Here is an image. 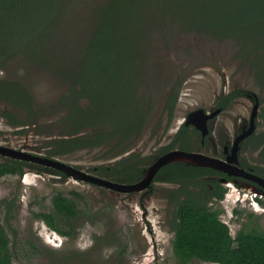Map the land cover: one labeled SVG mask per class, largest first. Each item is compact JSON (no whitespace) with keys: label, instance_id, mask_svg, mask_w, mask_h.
I'll list each match as a JSON object with an SVG mask.
<instances>
[{"label":"rangeland","instance_id":"rangeland-1","mask_svg":"<svg viewBox=\"0 0 264 264\" xmlns=\"http://www.w3.org/2000/svg\"><path fill=\"white\" fill-rule=\"evenodd\" d=\"M80 1H68L64 13H61L62 19L59 18L53 28L49 44L42 40L37 43L39 54H49L44 67L37 60L27 62L24 57L18 56V59L0 69V78L27 87L34 105L42 110L33 116L31 125L35 124V132L38 130L43 134L48 131L44 136L60 132L58 119L62 112L53 107L60 95L69 92L70 83L60 74L66 75L76 69L72 53H80L74 55V58L79 57L81 67L86 59V66L92 60L88 56L96 37L89 16L94 12L91 8L97 1ZM161 2L156 6L157 18L153 15L152 21L147 19L152 16L147 13L149 11L143 10L141 14L147 20H136L140 28L137 34L141 35L136 45L141 48L147 85L139 84L136 80L128 86L130 95L137 93L143 107L151 109L142 130L130 140V148L124 153L134 152L140 158L148 157L142 163L143 174L161 155L160 148L170 143L187 113L198 108L208 111L214 109L220 94L243 89L249 94H255L260 100L259 108L264 107V90L256 82L245 53H241L242 46L233 38L216 40L213 36L190 31L191 27L185 22L179 26L177 23L181 13L172 8L174 19L170 20L166 16L169 15V5L165 7ZM131 3H134L133 0ZM134 4L139 6V3ZM29 40L35 41L33 38ZM242 40L249 44L248 38L243 37ZM107 42L122 47L124 35L119 34L114 39L106 38L104 44ZM175 82H180V89L171 121L167 125L169 117L164 111L165 95ZM252 104L246 97L235 98L230 107L221 111L210 123L214 131L212 141L215 142L217 138L220 142L227 139L231 142L235 132L245 130L249 124ZM5 107L7 104L0 102V111ZM15 112L17 116L25 117L22 110ZM257 121L259 125L256 130L264 129L259 117ZM0 130L3 132L0 144L7 143L14 147H22L24 144L27 150H31L33 145L45 140L42 134L34 133L31 138L15 134L4 119L0 120ZM191 139L196 141L193 137ZM112 147L113 144L83 149L58 159L88 171L90 167L112 164L118 158L116 155L110 156L109 149ZM210 149L214 154L217 152V148ZM239 154L250 163L255 162L256 153L242 149ZM3 160L0 156V162ZM33 173V170L27 169L24 181L9 175L0 178V218L4 216L2 200L17 195L10 224L17 230L21 244L16 243L13 247L16 253L13 264L174 263L171 248L173 233L169 224L173 207L168 204L166 195L170 188L176 187L174 184L155 181L154 175L145 189L122 193L70 177L37 176ZM224 186L227 191L220 202L223 210L220 218L229 226L232 236L241 227L264 232V196L261 199L263 204L256 202L252 198L256 193L243 180L224 183ZM58 191L77 203L78 215L68 222L72 227L71 236L58 234L32 216V212H53L51 197ZM234 208L238 213L233 212ZM8 234L11 236L10 231ZM192 263L215 264L197 259H193Z\"/></svg>","mask_w":264,"mask_h":264},{"label":"trees","instance_id":"trees-1","mask_svg":"<svg viewBox=\"0 0 264 264\" xmlns=\"http://www.w3.org/2000/svg\"><path fill=\"white\" fill-rule=\"evenodd\" d=\"M68 1L77 0H0V69L10 61L18 59V56L24 57L27 62H31V59L37 60L38 64L44 67L49 54H39L36 45L41 40L50 43L53 28L58 24L59 18L62 19L61 13H64ZM95 1L97 4L91 8L94 12L89 16L90 26L94 28L96 37V40L92 41L88 56L92 60L86 66V59L81 67L78 63L79 57L74 58V55L80 53L73 52L76 69L66 75L60 74L70 83L72 91L79 85L78 98H87L89 103L81 105L78 98L60 100L70 112L64 119L59 138L52 141L58 149L49 150L47 155L53 154L54 151L61 153L96 147L104 141H110L111 132L118 131L115 127L119 121L126 127L122 138H127L128 133L130 135L143 126L147 116L146 110L142 102H139L137 93L131 96L128 90V86L136 80L144 86L148 82L141 48L136 45L137 38L141 37L137 34L140 28L136 20L152 21L153 15L157 18L155 10L159 1H162L165 7L169 5V15L166 16L170 20L174 19L172 8L181 13L177 23L179 26L185 22L191 27L190 31L213 36L216 40H236L242 46L241 53H245L256 82L264 89V0H133L134 3H139V6L131 3V0ZM143 10L149 11L147 13L152 17L146 19L141 14ZM119 34L124 35L122 47L110 42L104 44L106 38L114 39ZM243 37L248 38L251 46L242 40ZM29 38L35 41H30ZM251 51L255 53L252 54ZM51 72L53 73V70ZM73 76L75 78L72 80ZM179 89L180 82H175L166 93L165 106L170 110V118ZM232 97L233 94L220 95L216 106L223 110L228 108ZM31 100L33 98L29 95L27 87L15 81L0 79V102L25 108L30 107ZM31 111L32 106L29 112ZM1 117L11 123L19 121L15 120L16 117L7 107L1 110ZM259 117L264 123V108H261ZM93 127L95 129L85 135L63 137L77 133L80 129L88 130ZM194 131L182 124L171 142L160 149V153L174 148L193 151L195 147L191 134H194ZM252 138L255 141L251 142V147L256 150L264 143V131L252 135ZM259 157L264 163V147L259 151ZM141 161L142 159H132L121 169L115 165L109 169L101 168L100 171H108L107 173L114 175L116 179L134 182L142 174ZM24 164L25 161L19 160L0 162V178L22 174ZM252 169L264 178V166L256 165ZM119 171H124L122 177L118 176ZM208 177L211 180H207ZM220 177L232 179L212 168L185 162H170L156 173L154 180L177 185L170 189L167 199L168 204L173 207L169 221L173 233V264H193V259L215 264H264V232L241 227L235 236H232L229 226L221 220L220 214L223 210L220 201L224 198L227 188L220 184ZM14 201L15 199L5 198L1 202L4 216L0 218V264H13L16 258L13 247L16 243L21 244L17 230L10 224ZM258 201L263 204L262 200ZM51 203L53 212H32L33 218L43 221L62 236H71L72 227L68 222L78 215L76 201L58 191L51 197ZM233 212L238 213L236 208ZM63 223L64 226L61 225ZM28 243L33 247L32 243Z\"/></svg>","mask_w":264,"mask_h":264},{"label":"flooded vegetation","instance_id":"flooded-vegetation-1","mask_svg":"<svg viewBox=\"0 0 264 264\" xmlns=\"http://www.w3.org/2000/svg\"><path fill=\"white\" fill-rule=\"evenodd\" d=\"M74 78H75V76L72 77V80ZM0 79H4V78H0ZM9 81H11V80H9ZM170 88H168V90H167L166 93H168V91L170 90ZM79 91H80V86L79 85H76V88L73 91L71 90V87H70L69 92L67 94L60 95L58 97V99L56 100V103H55L53 109L58 108L62 112L61 115L59 116V119H58V124L61 125V129H63L62 124L64 123V119L67 118V116L69 115L70 109L69 108H66L65 104L62 101L60 102V100H66V98H76L77 99L78 96H79ZM227 94H233L232 101L230 102L228 108L230 107V105L232 104V102L234 101V99L237 98V97H246V98H248L250 100L251 103H253L252 104L253 106H252L251 112H252V110L254 108V105L256 103L258 104L257 116L255 118V129H254V131L250 135L246 136L245 138L241 139L238 142V147H237V151H236V157H237V160H238V166L239 167L243 168L247 172H250V173H253V174L257 175V176H260V175H258L257 173H255L253 171L252 167H255L256 165H259L260 167H263L264 166V163L261 162L260 157H259V151L261 150L262 147H264V143L262 145H260L258 147V149H256V150L252 149V147H251L252 146L251 145V142L252 141H255L252 138V135H254V134L256 135L257 133H260V132H263L264 131V129H262L260 131H257L256 130L257 129V125H259V122L257 121V117H259V113H260V110H261V107L259 108L260 100H259V98L255 94H249V93H247L243 89L232 90V91L228 92ZM29 95H30V93H29ZM220 95H223L224 96L226 94H220ZM144 100L145 99H143V101ZM166 100H167V97L165 95L164 111L167 112L168 117H169V111L170 110H169L168 107L165 106ZM84 101H86V103H81V102H84ZM139 102H142V100H139ZM216 102H217V99H216ZM1 103L7 104V108L10 109V111L14 114V117L17 118V119L15 118V120H19L16 123H11L9 120H7L4 117H1L0 118V120L1 119H4L5 123L8 125L9 128L14 129V133L15 134L20 135V136H22V135H24V136H30V138L35 135L34 133L42 134L41 131H38V130H36V132L34 131L35 124L31 125V123H33V121H34L33 120V116L36 114V112L39 113L40 111H42V110H39V108H37L34 105L33 100H31V103H30V107L32 106V111L31 112H29L30 107H27V106L25 108L24 107L18 108V107H15V106L11 105L10 103H7V102L6 103L5 102H1ZM78 103L81 104V105H86V104L89 103V101H88L87 98H78ZM176 104H177V101H176V103L174 105L173 111L175 109ZM8 106H10V108ZM143 108L146 110V114H147V116L145 117V120H144L146 122V119L148 118V114H149V112H150L151 109L145 108V107H143ZM217 108H220L221 111H223V109L221 107H217L215 105V108L214 109H217ZM228 108H226V109H228ZM262 108H264V107H262ZM198 109H203V108H198ZM214 109H212L210 111L205 110V109H203V110L205 111L206 114H210V112L213 111ZM226 109H224V110H226ZM16 110H22L25 113L24 114L25 117L24 118H21V117L17 116L16 115V112H15ZM173 111L171 113V117H172ZM192 111H190V112H192ZM251 112H250V115H249V122L248 123H250ZM189 113H187V115L185 116L183 122L179 125L178 128H180V126L182 124L184 125V121L186 120V117L188 116ZM216 116H214L212 118H209L207 120V122H206L207 132L205 134H202V132L199 129L195 128L194 125L188 124V125H185V126H188L190 129H194L195 130L194 131V134H191V137H193V138L196 139V141H192V143H194L193 146L195 147L193 151L201 152V153H203L205 155H208V156H212V157H215V158H218V159L226 160V157L228 155H231V149H232L234 140L242 132H244L245 130L248 129L249 124H248V127L245 130H239V131L235 132L232 135L231 142H230L229 139H227L225 142H220L219 139H217V138H216L215 142H213L212 141V136L214 134V131H213V129H211L212 127H211L210 123L211 122L213 123V121H214V119H215ZM259 119H260V123H262L264 125V123H263V121L261 120L260 117H259ZM170 121H171V118H170V120L168 119L167 125L170 123ZM145 122H144V124H145ZM144 124H143V126H144ZM143 126H141L140 130L135 131V132L131 133L130 135L128 133L126 135L127 138H122L124 136L123 130L126 129V127H124L123 124H122V122L119 121L118 126L115 127V128L118 129V131H114L113 130L111 132L112 139L110 141H104L102 144H100L99 146H96V147L79 148V149L71 150V151H67V152L66 151H61V153H58V151H54V153L51 154V155H47V152L49 150L54 149V148L56 150L58 149V146L57 145H53L52 141L59 138V133H54V134H50L49 133L48 135H45L44 136L43 134L44 133L45 134L48 133V131L44 132L42 135H43V137H44L45 140L41 141V144H35V145H33L32 148H31V150H27L26 149V146L24 144H22V147H14V146L8 145L7 143L6 144H0V145L1 146L8 147L10 149H14V150H17V151H21V152H24V153H28V154H31V155H34V156H39V157H44V158H48V159H51V160H56V161H59V162L65 164L67 166H71V167H73L75 169H78V170H80L82 172H85L87 174L95 175L97 177L110 180L112 182H116V183H119V184H132V183H135V182L139 181L143 177V175H144L143 172H142L140 178L137 181H134V182H126V181H124L122 179H116V178H114V175H112L110 173H107L108 171L107 172H101L100 170H101V168L109 169L110 167H113L115 165H118V168L121 169L122 166L125 163H128L132 159H142L141 163H143V161L148 158V157H146V158H144V157L143 158H140L139 155H137L134 152H129V153L124 154L130 148V144H129L130 140L134 136H136L137 134L140 133V131L142 130ZM93 129H95V128L94 127L93 128H89L88 130L86 128H84V129H80L77 133H74L72 135H67V136H63L62 135V136L63 137H67V138H72V137H75V136H82V135H85L86 133H90ZM109 130H111V128H109ZM2 134H3V132L0 130V136ZM128 135H129V137H128ZM115 136H119V137H115ZM113 137H115V138H113ZM172 138H171V140H172ZM112 144H113V147L109 149V154H110V156H115L116 155V156H118V158H116V160L112 164H108V165L101 164V165H98V166L90 167V168H88V171H85V170L79 168V166H74V165L65 163V162L61 161L60 159H58L59 157H63V156H67V155L73 154V153H75L76 151H79V150H83V149H95V148L110 146ZM116 145H118V146H116ZM117 147H119L120 149H116ZM212 147H213V149H216L217 148V152H215V154L209 151V150H212V149H210ZM242 149L247 150L248 152L256 153V159H255V162L254 163H250L248 160H246L245 158H243L242 156H240L239 153H240V151ZM0 156H2L4 158L3 161H10V160L25 161L26 164L23 165V173L22 174H20V175H17V174L16 175H9V176H16L19 179V181L20 180H23L24 181L25 180V174L24 173L26 172L27 169H31V170L34 171L33 174H35L37 176H41V175L54 176L55 175V176H60L62 178H67V177L69 178L70 177L72 179L79 180V181H82V182H86V183L92 184L94 186H98L100 188H103V189H108V190L115 191V192H122V191H118L116 189H110V188H107L105 186H100V185H97V184H94V183H90V182H88L86 180L77 179V178L73 177L72 175L66 174L63 170H61L59 168L52 167V166H47V165H44V164H42L40 162H34V161H28V160H24V159H18V158H14V157H12L10 155H2V154H0ZM3 161H1V162H3ZM243 165H245V166H243ZM98 168H100V169H98ZM142 169H143V167H142ZM214 170H216V169H214ZM217 171H219V170H217ZM219 172L224 173L228 177H231L232 178V179H226V178L220 177L219 178V182L223 186H224V183H229L230 184V183H236V180H243L245 183L248 184V187L251 190H254L253 192L256 193L255 195H257L258 197H262L263 198V196H264V194H263L264 193V190L256 182H254L252 180H249L247 178H242L240 176L228 175L227 173L222 172V171H219ZM156 173H155V175H156ZM122 175H124V171H119L118 176L122 177ZM5 176H7V175H5ZM260 177H262V176H260ZM206 179L207 180H211V178H209V177L206 178ZM160 182H162V181H160ZM164 183H169V182H164ZM172 184H174V183H172ZM174 185L177 186L176 184H174ZM170 189L168 190V193L170 192ZM130 192H138V191H130ZM130 192H122V193H130ZM168 193L166 194L167 195V198H168ZM224 197H225V195H224ZM16 198H17V195L16 196H13L12 198H8V200H12V199H16ZM223 199L221 201H223Z\"/></svg>","mask_w":264,"mask_h":264},{"label":"water","instance_id":"water-1","mask_svg":"<svg viewBox=\"0 0 264 264\" xmlns=\"http://www.w3.org/2000/svg\"><path fill=\"white\" fill-rule=\"evenodd\" d=\"M258 104L254 105V108L251 112L250 123L247 130L242 132L233 142L231 149V155L226 157V160L218 159L212 156L205 155L197 151H184L177 148H174L170 151H167L161 154L157 159H155L151 165L147 168L143 177L132 184H119L112 182L107 179L97 177L95 175L87 174L78 169H75L71 166H67L59 161L51 160L44 157L34 156L28 153L10 149L5 146L0 145V154L10 155L14 158L24 159L28 161L40 162L47 166H52L63 170L66 174L72 175L73 177L81 180H86L90 183H94L100 186H105L110 189H116L122 192L130 191H140L147 187L152 180V177L155 173L164 165L170 162H185L190 164H196L200 166L210 167L222 172L227 173L228 175L240 176L242 178H247L256 182L264 190V178L257 176L253 173L245 171L243 168L238 166V160L236 157V151L238 147V142L250 135L255 129V118L257 116ZM221 111L220 108L214 109L210 114H206L203 109L193 110L188 114L184 125H194L195 128L199 129L202 134L207 132L206 122L209 118L216 116Z\"/></svg>","mask_w":264,"mask_h":264},{"label":"clouds","instance_id":"clouds-1","mask_svg":"<svg viewBox=\"0 0 264 264\" xmlns=\"http://www.w3.org/2000/svg\"><path fill=\"white\" fill-rule=\"evenodd\" d=\"M252 198H254V199L256 200V202H259V201H258L259 199H260V200L263 199L262 197H258V198H257L256 195H253Z\"/></svg>","mask_w":264,"mask_h":264}]
</instances>
